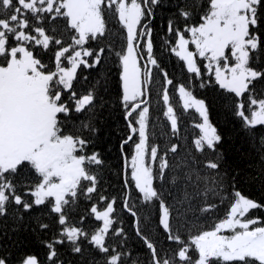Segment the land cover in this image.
I'll return each instance as SVG.
<instances>
[{"label":"snow or ice","instance_id":"obj_1","mask_svg":"<svg viewBox=\"0 0 264 264\" xmlns=\"http://www.w3.org/2000/svg\"><path fill=\"white\" fill-rule=\"evenodd\" d=\"M214 3L196 0V19L189 22L192 8L177 0L175 10L184 22L173 27L175 17H169L159 46L178 57L188 73L191 87L177 84L185 87L195 110L206 120L207 127L201 129L204 143L195 142L179 155V143L161 151L156 141L149 158L146 110L151 107L154 84L159 83L154 70L165 82L157 98L168 93L174 81L156 55L152 22L159 0H0V34L12 48L23 32L29 38L24 46L31 45L41 70L56 79L71 69L69 82L57 84V103L69 117L60 124L58 135H66L71 145L60 154V167L41 168L31 156L17 155L21 150L32 152L37 148L34 143L13 145L0 154V216L8 213L9 206L21 219V209L34 212L36 227L44 234V261L38 253L26 252L15 264H145L133 255L132 238L140 243L146 264H264V257L239 256L224 249L264 239V215H251L264 210V201L246 197L237 187L240 169L230 172L224 167L223 136L211 121L207 96L194 91L198 86L220 96L237 131L244 134L241 140L247 137L249 154H256L257 168L264 171L260 58L264 0H245L240 9L245 17L243 62H239L241 49L234 53L231 44L222 53L196 50L207 33L189 29L205 24ZM77 4H87L88 11L77 13ZM180 37L193 58L192 66L180 54ZM37 51L46 58L36 56ZM113 110L119 112L123 125L116 165L98 142L104 116ZM169 119L170 131H178V117ZM64 169H72L73 175L65 176ZM241 200L247 205L237 206ZM225 201L228 206L222 216L217 215L211 226L201 224ZM229 221L235 224L230 227ZM221 222L224 227L217 226ZM225 230L233 233L231 239ZM0 264H9V255L0 256Z\"/></svg>","mask_w":264,"mask_h":264},{"label":"trees","instance_id":"obj_2","mask_svg":"<svg viewBox=\"0 0 264 264\" xmlns=\"http://www.w3.org/2000/svg\"><path fill=\"white\" fill-rule=\"evenodd\" d=\"M177 6V0H159V4L155 8V19L152 22L155 30L154 39L157 45L156 55L158 59H160L162 66L167 67L170 75L174 77V81L169 92H161L160 98H157L156 92L163 88L165 82L163 76L160 75L159 70H154V80L158 78L159 83L154 84L152 89L153 95L150 100L151 107L147 109L146 112L148 145L146 150L149 152V158L152 155V145L156 141H159L161 151L165 150L174 142L179 143L180 148L177 151V154L179 155H185V149L192 148L195 142L201 144L204 143L201 129L199 128V124L202 121L200 114L194 107L184 106L179 94L180 85L177 83L184 82V85L187 86L189 83L188 73L183 70L184 65L178 57L159 47L163 44L161 34H167L166 29L168 27L169 17H175L172 25L173 27H175L177 22H184L179 16V13L175 10ZM183 6L185 8H192L193 11L192 15L189 17V22L194 21L197 14L196 0H183ZM211 7L213 8V5ZM111 19L112 18L109 17V20ZM28 39L29 38L23 32H20L17 40L14 42L16 47L12 48L6 42L5 36L0 34V67H4L9 63L12 57V51L16 50V52H18L23 49L36 61V66L41 72L51 75L49 82L46 85V94L48 95V99L54 101L57 105L54 130L55 134L58 135L60 124L69 119V117L63 115L65 110L63 105L57 103V97L60 94L57 84H65L62 80L63 75H59L54 79L50 71L41 70L39 61L30 50L31 45L29 44L28 47L24 46V42ZM40 43H44L43 37H41ZM48 55H50V53ZM57 55H59V53ZM36 56L46 58V55L40 51L36 52ZM260 58L261 64L264 65V48L260 51ZM79 83L80 82L77 81V87H79ZM192 84H196L194 79ZM189 87H191L190 83ZM194 91L196 95H206L208 98L211 121L217 126L219 134L223 136V141L220 147L226 154L224 167L230 172H235L236 169H240V172L237 175V187L243 191L246 197H251L252 200L264 201V171H260L256 166V154H249L247 137H245L243 141L241 140V136L244 134L237 131L228 109L224 107L223 100L218 94L208 91L202 92L198 86ZM164 94H167V104H165ZM58 112L61 113L60 116H57ZM164 113H167V116H165ZM72 115L74 116L75 114ZM169 117H178V131H170V125L173 121L170 120ZM101 127L103 131L98 142L108 154L113 165H116L118 162V150L116 145L119 131L123 128L119 112L113 110L110 114H105L104 123ZM161 133H163V135H161ZM58 136L67 137L66 135ZM109 145H111V147H109ZM206 155L207 151L204 153V156ZM249 164L252 166L248 167ZM110 182H115L114 176L110 177ZM116 186L117 188L119 187V185ZM209 199H211V193L209 194ZM227 206L228 202L225 201L218 209L210 213L209 216H206L204 220L201 221V224L211 226L217 215L222 216L226 212ZM20 211L23 216L22 219L11 206H9L8 213L4 216H0V256L9 255V264H15V261L24 253L36 252L40 255V259L43 262L44 249L41 247V239L44 234L38 227H36V220L33 218L35 213L23 212V209ZM251 215H264V210L253 211ZM125 227H129L127 219H125ZM129 243L133 249V255L138 256L140 261H145L146 264V257L140 243L134 238L130 239Z\"/></svg>","mask_w":264,"mask_h":264},{"label":"rangeland","instance_id":"obj_3","mask_svg":"<svg viewBox=\"0 0 264 264\" xmlns=\"http://www.w3.org/2000/svg\"><path fill=\"white\" fill-rule=\"evenodd\" d=\"M244 4L245 0H215L209 14L210 18H206L205 24L200 25L198 29H189L191 32L207 33L197 42L196 50L205 51L211 48L214 53H222L225 45L231 44L234 53L237 49H241L239 62H243L245 17L240 9ZM75 10L77 13L86 12L87 4H77ZM123 10L134 12V9ZM69 12L71 15V8ZM89 20L94 22V17L89 16ZM178 43L180 54L187 59L188 66H192L193 58L185 47L183 37L179 38ZM70 73L71 69L62 76L65 84L69 82ZM50 77V74L43 73L37 68L36 61L23 49L18 52L12 51L9 63L0 67V154H6L13 145L22 148L34 143L37 148L32 152L26 153L21 150L17 155L31 156L41 168L56 169L60 167V154L71 145L67 137L55 134L54 120L57 105L49 100L46 94V85ZM179 94L184 106L194 107L184 87H179ZM202 127H207L205 119L199 124V128ZM64 174L71 177L73 170L64 169ZM247 203L248 201L241 200L238 201L237 206H246ZM235 210L236 208L233 209ZM234 224L235 221H229L230 227ZM217 226L224 227V223L221 222ZM225 234L228 239L232 238V232L228 233L225 230ZM224 249L230 254L239 256L264 257V239H258L250 246H237L232 249L225 245Z\"/></svg>","mask_w":264,"mask_h":264},{"label":"water","instance_id":"obj_4","mask_svg":"<svg viewBox=\"0 0 264 264\" xmlns=\"http://www.w3.org/2000/svg\"><path fill=\"white\" fill-rule=\"evenodd\" d=\"M164 99H165V104L167 103V95H164Z\"/></svg>","mask_w":264,"mask_h":264},{"label":"flooded vegetation","instance_id":"obj_5","mask_svg":"<svg viewBox=\"0 0 264 264\" xmlns=\"http://www.w3.org/2000/svg\"><path fill=\"white\" fill-rule=\"evenodd\" d=\"M2 130L4 129V127L2 126V128H1ZM6 131H7V129L6 130H4V133H6Z\"/></svg>","mask_w":264,"mask_h":264}]
</instances>
